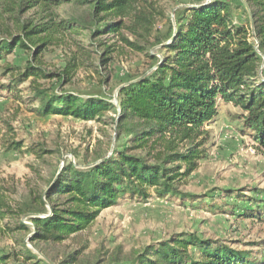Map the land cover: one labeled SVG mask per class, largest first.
<instances>
[{"label": "trees", "instance_id": "trees-1", "mask_svg": "<svg viewBox=\"0 0 264 264\" xmlns=\"http://www.w3.org/2000/svg\"><path fill=\"white\" fill-rule=\"evenodd\" d=\"M4 1H13L19 16L41 9L42 21L39 25L25 22L22 35L0 39V63L7 62L17 47L29 50L28 42L35 47L24 67H10L2 75L7 79L8 74L22 71L7 79L9 84L3 88L11 93H21L19 88L33 85L32 79L58 77L69 84L73 72L85 67L90 54L99 57L95 71L104 76L114 51L98 41L103 36L122 38L141 53L146 52L142 43L160 46L165 55L160 59L146 53L155 70L122 86L117 105L114 97L81 100L40 87L22 98L40 118L54 115L93 121L112 114L107 124L114 127L118 145L110 157L100 153L92 161L86 157L77 165L69 163L53 175L47 188L32 190L17 211L4 212L0 207V239L12 244L9 251L0 249V264H50L41 259L40 244L63 245L122 201L146 203L155 194L160 199L188 200L192 205L202 202L201 196L183 193L181 188L208 158L207 128L218 117L220 102L240 111L236 118L240 133L250 138L253 149L264 157V0H245L253 21L240 0L237 4L235 0H213L185 8L175 26L169 18L168 35L157 29L167 18L161 6L164 0ZM64 7L67 12L62 18ZM237 9L242 10L245 25L236 24ZM80 30L89 32L90 45L81 59L72 56L63 73L47 74L33 64L48 46L38 41L43 36ZM99 47H105L103 54L96 50ZM21 147L15 144L12 149ZM229 195L243 204L234 208L243 212L238 216L264 222L261 201L247 198L240 190L227 191L226 197ZM27 216L33 230L22 221ZM81 253L67 256L60 264H77ZM251 255L222 241L183 233L148 246L134 259L112 257L108 264H263L254 262Z\"/></svg>", "mask_w": 264, "mask_h": 264}, {"label": "rangeland", "instance_id": "rangeland-1", "mask_svg": "<svg viewBox=\"0 0 264 264\" xmlns=\"http://www.w3.org/2000/svg\"><path fill=\"white\" fill-rule=\"evenodd\" d=\"M212 1L164 0L161 6L167 18L158 23V31L168 35L169 18L175 26L183 9ZM18 12L13 1L0 0L1 40L22 35L21 25L25 22L31 25L42 22L39 8L20 16ZM66 12L64 7L60 13L62 18L66 17ZM80 13L85 15L84 11ZM235 19L237 25L247 23L242 10L235 11ZM41 39L38 41L48 46L33 64L47 74L63 73L72 56L76 54L81 59L90 45L89 32L84 30L74 34H52ZM98 41L114 51L113 61L104 72L106 76L102 77L95 71V67H99V57L90 54L85 67L73 72L71 83L64 84L58 77L32 79L34 84L20 87L21 93L18 94L3 87L8 86L7 79L18 77L22 71L8 74L7 79L2 75L10 67H24L33 57L34 43L28 42L29 50L17 47L8 55L7 62L0 63V207L4 212L17 211L18 205L28 199L32 190L47 188V182L53 175L57 171L59 174L69 163L77 165L86 157L92 161L94 155L100 153L110 157L118 145L114 127L107 124L112 114L93 121L54 115L40 118L32 112L33 106L22 98L40 87L53 93H70L81 100L114 97L117 105L122 86L155 70L146 53L160 59L165 55L160 46L151 48L146 42L142 43L146 52L141 53L128 47L122 38L103 36ZM96 50L103 54L105 47ZM107 76L110 78L106 82ZM239 114L240 111L232 105L219 103V115L207 128L210 132L208 158L181 188L183 193L201 196L202 202L192 205L188 200L160 199L155 194L146 203L122 201L118 206L105 210L91 228L63 245L40 244L41 259L60 264L67 256L82 251L77 264H108L112 257L134 259L148 246L184 233L222 241L238 251L252 253L254 262L264 264V222L238 216L243 212L234 208L243 204L231 195L226 197L227 191L240 190L247 198L255 197L261 201L259 206L264 207V157L253 149L251 139L240 133L241 124L236 119ZM15 144H20L21 149H12ZM31 149H36L41 156L33 154ZM252 189L256 190L255 194H251ZM246 206L249 209V205ZM22 221L34 229L27 222L28 218L24 217ZM11 245L0 239V249L9 251Z\"/></svg>", "mask_w": 264, "mask_h": 264}, {"label": "water", "instance_id": "water-1", "mask_svg": "<svg viewBox=\"0 0 264 264\" xmlns=\"http://www.w3.org/2000/svg\"><path fill=\"white\" fill-rule=\"evenodd\" d=\"M242 1V3L244 4V6H245V8H246V10H247V12H248V14L251 16V11H250V8H249V6H248V4L246 3V1L245 0H241ZM251 20L253 21V19H252V16H251ZM173 40L174 39H172V41L171 42H173ZM264 66V65H263ZM29 216H27L26 218H28ZM50 264H52L50 261H48Z\"/></svg>", "mask_w": 264, "mask_h": 264}, {"label": "crops", "instance_id": "crops-1", "mask_svg": "<svg viewBox=\"0 0 264 264\" xmlns=\"http://www.w3.org/2000/svg\"><path fill=\"white\" fill-rule=\"evenodd\" d=\"M221 103V102H220ZM215 121V120H214Z\"/></svg>", "mask_w": 264, "mask_h": 264}]
</instances>
